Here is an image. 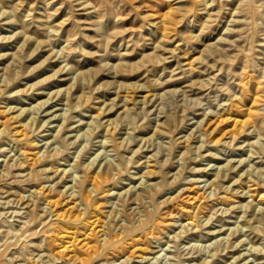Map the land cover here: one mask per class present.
I'll use <instances>...</instances> for the list:
<instances>
[{
  "label": "rangeland",
  "instance_id": "rangeland-1",
  "mask_svg": "<svg viewBox=\"0 0 264 264\" xmlns=\"http://www.w3.org/2000/svg\"><path fill=\"white\" fill-rule=\"evenodd\" d=\"M0 240L264 264V0H0Z\"/></svg>",
  "mask_w": 264,
  "mask_h": 264
},
{
  "label": "bare ground",
  "instance_id": "bare-ground-1",
  "mask_svg": "<svg viewBox=\"0 0 264 264\" xmlns=\"http://www.w3.org/2000/svg\"><path fill=\"white\" fill-rule=\"evenodd\" d=\"M197 70V69H196ZM259 78V77H258ZM260 84V83H259ZM225 118V117H224ZM229 118V117H228ZM237 119V118H236ZM222 120H225V119H222ZM244 123V122H243ZM217 124V123H216ZM224 131V130H223ZM220 136V135H219ZM195 186V185H194ZM224 196V195H223ZM226 198V197H225ZM97 208V207H96ZM92 216H93V214H92ZM94 219V218H93ZM89 222V221H88ZM94 222V220L93 221H91L90 223L92 224ZM96 223V222H95ZM91 230V229H90ZM96 231V230H95ZM152 231V230H151ZM91 232H92V230H91ZM90 233V232H89ZM1 241V240H0ZM115 244V243H114ZM66 247H67V245H66ZM68 247H69V245H68ZM41 261V260H40ZM1 263H2V261H1ZM0 263V264H1Z\"/></svg>",
  "mask_w": 264,
  "mask_h": 264
}]
</instances>
